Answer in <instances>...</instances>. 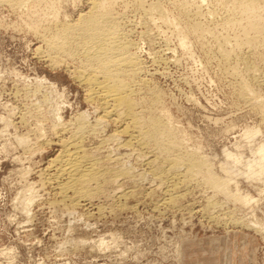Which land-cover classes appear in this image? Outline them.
Returning <instances> with one entry per match:
<instances>
[{"label":"rangeland","instance_id":"374dc122","mask_svg":"<svg viewBox=\"0 0 264 264\" xmlns=\"http://www.w3.org/2000/svg\"><path fill=\"white\" fill-rule=\"evenodd\" d=\"M24 1L0 2V264H223L225 255L237 253L235 246L229 252L233 233L239 246L244 234L251 237L252 264H264V179L239 177L241 198H234L200 176L180 185L167 181L168 173L159 179L153 172L167 171L170 156L197 148L223 175L227 151L248 161L264 142V117L239 92L243 75L264 103V46L254 56L243 49L250 63L225 61L222 51H231L242 34L223 25L231 14L223 0L111 1V16L141 67L138 76L127 74L133 79L125 75L134 86L136 111L144 118L171 117L187 136V145L171 153L122 132L127 120L91 100L78 79L87 68L83 55H59L48 45L92 0ZM156 4L186 31L187 47L180 44L177 23L153 11ZM197 22L210 33L188 31ZM252 128L259 133L243 136ZM70 140L83 142L89 163L96 161L110 176L80 201L72 192L60 193L51 176L53 161ZM155 155L149 166L146 161ZM171 193L175 202L168 204Z\"/></svg>","mask_w":264,"mask_h":264},{"label":"bare ground","instance_id":"6f19581e","mask_svg":"<svg viewBox=\"0 0 264 264\" xmlns=\"http://www.w3.org/2000/svg\"><path fill=\"white\" fill-rule=\"evenodd\" d=\"M27 1L28 0L24 1L25 4L29 3ZM55 1L56 0H49L51 4L55 3ZM111 1L112 0H92L90 2V9L86 12L81 13L76 22L74 21L72 23L64 21L65 23L62 24V26L56 31V33L50 36V38H52L50 39V41L48 39V45L50 46L52 52L54 51L56 54L59 53V55L64 54L65 56H69L76 54L75 56L73 55L74 58L76 56L78 58V55L75 52L81 53L80 55H83L86 60L85 62L87 63V68H85L86 70L84 69L85 71H82L78 74V79L88 86V97L91 100H97L101 102L100 104L106 105L107 109L109 108L107 111L108 114L114 115L122 120H127L126 126L123 128V130H121L122 132H130L132 136L135 135L139 137V139L137 138V140H141L144 145L154 144L159 149V151H162L163 153H171V151H175L177 149H180L181 147L184 148L187 141V136L182 132V130H179L178 127L174 125L175 123L173 124L171 117L166 118L165 115L164 118V115L163 117H161L152 114L150 116L148 115L147 118H144L141 117L140 113L138 114V112L136 111L137 104L134 100L135 96L133 98L134 86L131 87V85L129 84L130 82H127L125 78L128 77L127 74L132 75V73H134V75L136 76L138 73L135 74V72L141 67H138L139 61L138 57H136L138 55L134 54L135 56H133L132 54H130L131 52H129L130 40L127 41L123 38V32H120L121 30L118 29V24H116L117 21H115L114 19L115 17H112L114 15L111 16V12L114 11V8L112 9L111 7ZM0 2H10L11 4L16 3L15 0H0ZM222 2H224V4L229 8L228 10L231 11V14L228 15V17L226 16L227 18L224 16L226 20L223 25L228 29H237L242 34V37L237 36L234 38V44L233 46H230L233 47L231 48V51L229 48V51L225 50L222 51L223 53H221L225 61L227 62L231 61L232 58H236L237 63L239 61L250 63V57L252 56H245L243 55L242 51L245 47H247V49H249L248 53H253L251 55L254 56L256 50L260 46H264V0H223ZM54 6L52 7L53 9H55ZM110 7L112 9L111 12L109 10ZM160 7L161 6L155 7L153 11H157L160 18L165 22L173 23L172 25H175L177 23V26H175L179 31L180 44L182 47H187L188 42L186 31L179 27L178 21L174 23L173 20H171L173 18H170V16H168L169 14H167L166 11V13L163 12ZM197 13H200L199 10ZM207 14H210V12ZM116 20H118V18ZM188 31H192L201 37L210 33V30L208 28L203 27L198 22L193 24L192 27L188 29ZM229 39L230 38H227V40ZM227 40L224 39V43L222 44H226L225 41ZM228 43L230 44L229 41ZM222 48L224 49L225 46ZM49 56L50 55H48L47 57ZM58 59L53 60L55 61L54 63L60 61ZM237 66L233 67L232 72L234 75L240 76ZM133 76L129 77L133 79ZM241 77L242 78L239 86L240 96L255 105L264 117V103L257 100L259 95H256V89L253 88L254 85L251 81L249 82L245 80V78H243V75ZM253 80L255 82H258L259 79L255 75ZM155 93L152 94L155 96L151 98V101L153 103H157V101H159V95H156ZM81 123L80 125L82 127ZM81 127L78 128L79 132L81 130ZM82 130L86 129L83 128ZM258 133L259 130L252 128L246 130L243 136L251 138ZM75 137L76 136H74V139H76ZM131 140H127V142H129V145L131 144ZM81 143L83 142H80L78 140H70L68 142H64L62 152H60V155L57 156V158H55V160L53 161V166H55V169L53 174L51 175L55 182L57 181L58 185H56L57 187L59 186L60 193L66 196L69 192H72L76 200L79 201L80 199L91 196V194L95 190H99L98 184L101 182V180L103 182V180L110 177L108 176L109 172L103 170L100 167L101 165L99 166V163H97L96 161H90L89 163L90 155H88L86 151L87 149L85 150ZM142 143H139L140 146H143ZM226 158L227 160L221 164L223 175H218L216 172H214L208 158L200 154L199 149H186V154L184 152V154L175 156L173 158H171V156L168 159L165 158L167 160V163L169 164V168H166L167 171L155 169L153 172L154 175L159 179L160 177H164L163 175L165 173H168V176L165 175L167 181H169L170 179H177L178 184L180 185L187 182L188 179H191V177L200 176L207 185L213 187L217 192L223 193L227 197L234 198H241V196L239 195L240 193L238 187L239 177H245L247 179H264V142H260L257 144L255 157L252 160L246 161L241 154L234 153L232 151L226 152ZM156 161L157 155H155V157L153 158H149L146 162L149 166H152L156 163ZM182 168H185L184 173L182 172L183 174H181ZM109 171H112V169ZM175 183L177 184V182ZM174 186L177 187V185L175 184ZM233 187H235V190H233ZM169 195L170 197L167 198L168 202L166 203L171 204V202L175 200L176 196L174 195V193H171Z\"/></svg>","mask_w":264,"mask_h":264},{"label":"crops","instance_id":"0c3cea01","mask_svg":"<svg viewBox=\"0 0 264 264\" xmlns=\"http://www.w3.org/2000/svg\"><path fill=\"white\" fill-rule=\"evenodd\" d=\"M235 234H237V233H233L234 236H236ZM234 236H232V238H230L229 243H230L231 249L229 250V252L233 251V246H235L237 253H235V254L230 253L228 255H225L223 264H246L247 262L252 264V262L255 259L254 253L256 250V246H255L256 242L252 241L251 237L244 234L242 239H241V246H239V244H240L238 242L239 239L237 237H234ZM245 247H251V248L253 247L254 251L250 252V255H249L248 254L249 252L247 250H245ZM239 248H241V249H239Z\"/></svg>","mask_w":264,"mask_h":264}]
</instances>
